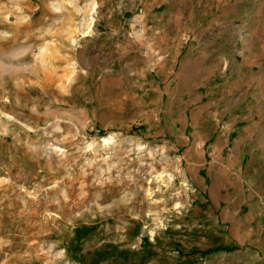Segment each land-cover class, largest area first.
Listing matches in <instances>:
<instances>
[{
	"label": "rangeland",
	"instance_id": "374dc122",
	"mask_svg": "<svg viewBox=\"0 0 264 264\" xmlns=\"http://www.w3.org/2000/svg\"><path fill=\"white\" fill-rule=\"evenodd\" d=\"M0 264H264V0H0Z\"/></svg>",
	"mask_w": 264,
	"mask_h": 264
},
{
	"label": "trees",
	"instance_id": "16d2710c",
	"mask_svg": "<svg viewBox=\"0 0 264 264\" xmlns=\"http://www.w3.org/2000/svg\"><path fill=\"white\" fill-rule=\"evenodd\" d=\"M221 248H216V249H209L205 252H203L204 255H208L209 253H212L213 251L220 250Z\"/></svg>",
	"mask_w": 264,
	"mask_h": 264
},
{
	"label": "crops",
	"instance_id": "0c3cea01",
	"mask_svg": "<svg viewBox=\"0 0 264 264\" xmlns=\"http://www.w3.org/2000/svg\"><path fill=\"white\" fill-rule=\"evenodd\" d=\"M257 199V198H256Z\"/></svg>",
	"mask_w": 264,
	"mask_h": 264
}]
</instances>
